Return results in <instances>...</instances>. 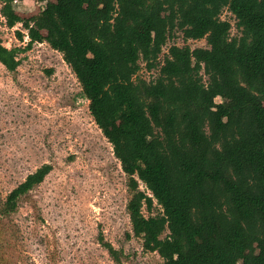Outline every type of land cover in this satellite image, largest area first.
Listing matches in <instances>:
<instances>
[{
	"label": "trees",
	"instance_id": "16d2710c",
	"mask_svg": "<svg viewBox=\"0 0 264 264\" xmlns=\"http://www.w3.org/2000/svg\"><path fill=\"white\" fill-rule=\"evenodd\" d=\"M0 1L6 26L26 31L22 50L46 43L74 74L125 177L143 252L162 264H264V0H54L27 19ZM177 33L207 47L173 44L160 62ZM20 52L0 44V64L14 73ZM141 64L155 76L143 79ZM51 171L0 194V264H23L11 218Z\"/></svg>",
	"mask_w": 264,
	"mask_h": 264
},
{
	"label": "rangeland",
	"instance_id": "374dc122",
	"mask_svg": "<svg viewBox=\"0 0 264 264\" xmlns=\"http://www.w3.org/2000/svg\"><path fill=\"white\" fill-rule=\"evenodd\" d=\"M27 19L54 0H8ZM2 2L0 1V9ZM231 36L235 20L227 11ZM17 32L24 34L20 41ZM20 24L8 28L0 13V44L20 48L14 73L0 64V194L3 199L44 164L52 171L20 203L12 216L15 258L23 264H116L99 239L121 251L119 264H162L155 253L142 250L126 214L125 177L111 145L95 125L88 102L62 56L46 43L22 50L28 38ZM206 48L205 40L184 43L177 33L163 47L162 62L171 45ZM140 76L156 71L141 64ZM206 78L204 77V80ZM220 103V98L210 99ZM140 190L149 192L140 183ZM161 212L153 201L152 215ZM144 216H148L143 210ZM141 233L140 227L138 234Z\"/></svg>",
	"mask_w": 264,
	"mask_h": 264
}]
</instances>
